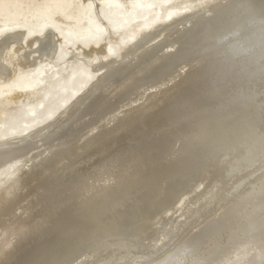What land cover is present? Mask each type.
<instances>
[{
	"label": "rangeland",
	"instance_id": "1",
	"mask_svg": "<svg viewBox=\"0 0 264 264\" xmlns=\"http://www.w3.org/2000/svg\"><path fill=\"white\" fill-rule=\"evenodd\" d=\"M116 1L125 5L134 0H0V38L10 33L25 34L20 44L10 43L4 57L6 74L0 77V142L36 134V130L45 129L58 121L60 125L62 120H67V123L74 116L80 104H83L79 102L75 108L76 103L85 93L74 101L73 93L88 91L89 82L97 74L93 66L116 58L122 47H130V40H120L121 32L115 28L118 26L116 18L107 23L101 15L100 10L104 5L110 7ZM161 1L158 0L153 8H144L143 12L137 10L138 14L133 11L136 20L132 22V29L136 33L148 35L153 32L152 24L148 21L153 14L157 15L155 21L160 17L164 19L165 15L179 19L188 7H201L213 0H168L165 4H159ZM151 2L154 3L155 0ZM87 12H91V21L96 24V28L74 35L73 30H81L90 23L85 19ZM45 23L49 26L39 29ZM170 25L165 27L166 30L171 29ZM29 28H33V32L30 33ZM98 31L101 33L97 34ZM42 32L43 35L40 36ZM50 32L56 41L55 51L51 56L41 58L36 54L37 42L34 40H42ZM106 32L111 33L107 47L104 46ZM30 45L32 49H29ZM19 46L21 48L18 49ZM102 49L103 56L99 58L97 52ZM89 50L97 51L90 54L89 60L69 65L66 63L71 55ZM258 56L233 61L236 65L230 60L231 64L227 63L230 70L220 74L219 78L223 76L220 80L218 77L211 78L210 75L206 77L207 74H202L201 78L200 75L197 76L203 81L201 84L200 80L196 83L198 87L194 83L198 78L192 74L191 69L185 73L186 76L180 72L173 79L174 82L165 85L166 87L161 86L156 91L145 86L141 89L142 93L132 95L128 101L109 113L106 119L103 118L106 121L111 114L113 116L120 111V118L114 120L116 122L108 120L110 122L106 123L101 119L102 122L99 120L97 125L85 126L75 143L73 140L65 153L53 158L54 160L48 158L37 161L43 150L40 147L35 148L34 153L29 150L27 154L30 157L21 156L23 160L18 166L19 172L15 170L11 175L18 181L13 196L8 198L7 195L13 187L12 183L0 189V264H156L172 257L180 246L187 243L195 232L196 225L204 218H196L197 212L200 211L201 215L205 213L209 220V208H203L220 192L224 184L226 187L222 191L231 187L236 173L228 172L224 178L223 173L228 168L225 160L233 159L236 147L231 146L235 144L234 140L243 144L242 150L252 145L257 148L256 153L250 157L251 162L249 159L245 160L243 162L246 164L242 162L240 167L247 165L248 161V165L255 163L264 153L258 150L264 138V112L256 119L253 115L260 102L263 103V96L260 95L263 91L262 79L247 75L250 73L248 70L262 64L260 62L264 57ZM258 60L259 63L256 64ZM84 71L90 74L86 75ZM190 78L196 81L191 82ZM180 83H183L182 87ZM26 84H33L34 88H26ZM149 93V100L141 99L142 95ZM252 93L256 100L245 107L244 115L239 121H226L225 117L212 121L216 118L215 114L228 112L240 101L249 99ZM104 94L99 93L97 96L102 98ZM234 95L236 97H232ZM82 101L86 103V99ZM56 125L58 126L57 123ZM93 126L99 127L96 128L97 131ZM55 128L49 131L57 133ZM88 130H91L90 133ZM145 131L155 136L160 135L162 143L159 140L149 141L151 135L150 138L147 137L149 142L142 145V148H131L128 152L121 149L129 146V143H122L126 141L125 138L130 143L136 138L138 141V135ZM207 131L210 136L205 139L201 135ZM34 134L29 139L30 147L37 141L38 136ZM122 136L125 137L120 138ZM191 140L193 141L190 142ZM190 143L192 148L188 146ZM135 145L138 143L131 146ZM109 152L112 153L103 162L102 157ZM262 160L264 162L263 156L256 164L259 165ZM137 181L148 185L150 194L153 195L152 206L149 204L152 209H146L150 214L146 216V211L141 212L142 204L139 207L138 216L141 212L142 217H138V227L141 226L134 236L129 235L133 232L131 229L126 231L127 236H122L125 238L118 239L117 235L99 238L107 229L103 222L112 221V217H106L104 213L99 216H103L102 223L97 224L95 233H91L92 224L81 225L83 220L93 216L95 210H100L106 200L115 196L113 194L129 193L131 189L127 187ZM140 190L138 189V195L142 194ZM122 196L120 198H128ZM161 199L163 201L160 204ZM155 202H158L157 206ZM77 222L78 225H75ZM71 227L76 228L71 230ZM131 236L135 239L132 240ZM118 243L125 248H116L120 247ZM123 257L124 260L121 259Z\"/></svg>",
	"mask_w": 264,
	"mask_h": 264
},
{
	"label": "bare ground",
	"instance_id": "2",
	"mask_svg": "<svg viewBox=\"0 0 264 264\" xmlns=\"http://www.w3.org/2000/svg\"><path fill=\"white\" fill-rule=\"evenodd\" d=\"M167 1L168 0H162L159 4H165ZM156 2H158V0H155L154 3H152L151 0L145 2L144 0H134L125 5H122L120 2L116 1L115 3L111 4L110 7L104 5V7L101 8V15L107 20V23H111L114 20L113 18H116V20L118 21V26H115V28H117L121 32L120 40H130V47H122L119 55L116 56V58L114 57L108 62L105 61L106 63L104 64L99 65L100 63H98L96 66H93V70L97 74L92 78V81L89 82L87 87L90 88L88 89V91H75L73 93V101L79 99L80 95H83V93L85 94L83 98H80L78 100L75 108H77V104H79V102L83 104H80L78 108L79 110L77 109L76 113L73 114V117L69 115V117L72 118L67 123V120L65 122H63L64 120H62L61 124L59 125L58 121L56 122L58 124L57 126L54 122L55 124L52 123V125L45 129L36 130V134L32 133L28 134L27 137L17 139L12 138L10 140L0 142V189L5 188V185H8L9 183H12L13 185L10 191L7 192L8 198H11L13 196V193L18 186L17 179L12 177L11 175L12 172L17 170L19 168L18 166L22 164L21 159L23 160V158H21V156L23 157V155H28L27 152H29V150H32L33 152L31 153H34L35 148L40 147L41 149L43 148V150L40 155H38L39 158H37V161L38 159L46 160L50 158L52 160L55 157H60V155L65 153V150L70 147V145L73 143V140L75 143V139L83 131V129L86 128L85 126L90 127L94 124L97 125L96 123L99 120L103 118L106 119L109 113H112V111L115 110L117 106L128 101V99L132 95L142 93L141 89L143 90L145 86H150L151 90L156 91V89L161 86H165L167 84L169 85V83L172 82L173 79H175V76L180 74V72L182 73V75L187 73L188 69H191L192 74L196 77L200 75L199 77L201 78L202 74H207L206 77L210 75L211 78L215 77L216 79V77L221 76L220 74H223L227 70H230L227 68V63H229L230 60L232 62H239V60H242L243 58L249 56L253 57L256 55L257 57V55H259L261 57L262 55L264 57V0H213L201 7L197 6L196 8H187V6H184L187 9L185 10L184 14L179 17V19H173V17L165 15L164 19L160 17L155 21L157 15L153 14L150 16L151 19H148V21L152 24L153 32L148 35H141L136 33L132 29V22L136 20L134 14L143 12L144 8H153L155 4H157ZM146 4H148L149 6H147ZM133 11H135V13ZM85 19H87L90 23L86 24V26L81 30H73L74 35H80L86 31L90 32L92 30L91 28H96V24L91 21V12H87ZM140 20L142 21V19ZM47 24L48 23L41 25L39 29L43 30L47 28V26H49ZM170 24H172L173 26ZM167 25H170L169 28L171 29L166 30L165 27ZM28 30L31 33L34 29L29 28ZM99 33H101V31L97 32V34ZM41 35H43V32L40 34V36ZM23 36H25V34L10 33L5 37L0 38V77L6 74L4 57L6 55L7 47L10 45V43L13 42L20 44ZM106 36L108 38H106ZM110 36L111 33L106 32L104 42L105 47L109 45ZM163 37L166 38L164 39ZM34 41L37 42L35 49L37 50L36 54L39 57H49L54 53L56 48V41L52 32L45 35L42 40H39L37 38ZM19 48H21V46H19L18 49ZM29 49H32L31 45L29 46ZM95 52L97 51L89 50L88 52L84 53H75L70 56L66 63L69 65L71 63H78L81 61L84 62L86 60H89L90 54ZM97 54L98 57L101 58L103 56V49L97 52ZM259 56L258 58H260ZM236 62H233L235 63L234 65H236ZM257 63H259V60L258 62H256V64ZM260 63L262 64H257L255 65L256 67L248 70V72H250V75L247 74L250 78H261L263 85V91H261L260 94L263 96V103L260 102V105L257 106L258 109L253 114L254 119L258 118L259 115H263L264 112V60ZM234 65H232V67ZM252 66H254V63ZM42 73L43 71L40 72V74ZM84 74L88 75L90 73H88V71H84ZM188 78L189 76L187 77V80ZM191 78L190 80L191 82H193L192 80L194 79ZM221 78H223V76ZM221 78H219V80ZM199 80V78L198 81L194 80L196 81L194 83L196 84L201 81ZM219 80L218 82H220ZM182 81L185 80L183 79ZM207 81L206 83H208ZM187 82H184V84ZM201 83H203V81H201L200 84ZM190 84L193 86L192 83ZM182 86L183 83L181 84V87ZM26 88H34V85L26 84ZM189 88L190 87H188V89ZM243 88L244 87H242V89ZM244 89H246V87ZM241 90L239 89V91ZM99 93H105V96L99 98L97 96ZM241 93L243 94L244 91ZM234 94L236 95L235 90ZM235 95L232 97L237 96ZM96 96L98 98L95 99ZM150 97L151 94L149 93L144 96L142 95L141 99L149 100ZM85 99L86 103L82 101ZM246 99L247 100L240 101L237 106H232L226 113L220 112V114H215L216 118H214L212 121L216 122L220 118L222 120L223 117H225L226 121H239L242 115H244L245 107H249L251 102L256 100V96L252 93L250 98ZM229 100H231V98ZM231 105L232 104H230V106ZM75 108L72 107L71 109L75 110ZM69 109L68 112L70 111ZM216 110L218 111L219 109ZM118 112L116 113L117 115ZM116 114L114 113L113 116H111V114L110 118H108L106 121L113 120L111 122H116L114 120L120 118V116H117ZM135 122H137V120ZM218 122L222 123V121L220 120ZM54 127H56L55 130H57V133H55L56 131L54 132V130L49 131ZM93 127L95 128V126ZM97 127L98 126H96V128ZM96 128L94 130H96ZM90 129H92V127ZM90 131L88 133H90ZM52 133L55 134L49 137L50 135H52ZM33 134L34 136L37 135L38 137L37 141H34V144H31V146H33L30 147L28 143L31 142L29 139L32 138L31 136ZM79 136H81V134ZM201 136L207 139L210 136V132H204ZM123 137L125 136H122L120 138ZM147 137L150 138L149 141L151 142L159 140V142L162 143V137H160V135L155 136L154 134H150L149 131H145L143 134L138 135V141L136 138L134 142L130 143L128 141V138H125L124 140L126 141H122V143H129V146H125L121 149L128 152L131 148H142V145L149 142L147 140ZM262 139V144H260L258 150L264 152V138ZM192 141L193 140H191L190 142ZM234 141L235 144L233 143L234 145L231 146L236 147V150L233 153V159L231 161L229 159L225 160V163H228V168L226 169L227 171L223 173V178L226 177V174L228 172L236 173L232 178L231 187H228L229 189H227L226 191H222V188L226 187V185L224 184V186L220 188V192H218L217 195L214 196V198L209 202V204L203 208H209L207 209V211H209V220H207V218L205 217V213L201 215L199 214L200 211L197 212L196 218H204L201 219L198 226L196 225L195 232L187 241V243L180 246L177 252L172 257H169L162 263L156 264H264V162L262 160L259 165L256 164L261 156L264 157V153L258 158V160L256 159L257 161L255 163H251L250 165H248L249 161L251 162L252 160L250 159V157L252 158L251 155L253 153H256L257 148H254V146L251 144V148L247 146V149L242 150L241 146L243 144L238 142L237 139H235ZM86 143L87 142H85V144ZM135 143H138V145L131 146ZM188 146H190L191 148L193 147L191 143ZM41 149L39 150L41 151ZM111 153L112 152H109L102 157L104 158L102 159L103 162L107 157L110 156ZM235 157L239 158L234 159ZM32 159L30 158V160ZM248 159L249 161L247 165H244V167H240L242 165L241 163ZM243 164H246V162H243ZM96 165L97 164H94V166ZM226 182L227 181H225V183ZM127 188H129V190L131 189L129 193L128 191H126L123 194H113L115 196H112L108 200H106L100 210H95L96 213L94 212L92 217L87 218L86 221L83 220L82 223L80 222L81 225L86 223L92 224L91 231L93 232L91 233H95L96 231L94 230H97V224L102 223L101 217L103 216H99L104 213L106 217H112V221H110L109 223L105 221L103 222V225L107 227V229L104 230L101 235H99V238L105 237L106 239V237L117 235L116 238L118 237V239H121L122 236H127L125 235L126 231H130L131 229H133V232H130L131 234L129 235L134 236V233L136 234V232L140 230L139 227L141 226L140 225L138 227V217L143 211L147 212L146 216L148 215L149 211H147L146 209L152 206L151 196L153 194H150L151 191L148 185H144L142 182L138 181L134 182ZM138 189L142 190L141 195H138ZM125 194L126 196H122ZM121 196L124 198L128 197L129 199L125 198V200L123 198H120ZM129 200H131V202ZM127 201H129L130 203L126 204ZM162 201L163 200L161 199V202L159 203L161 204ZM141 204L143 207L140 206ZM155 205L157 206L158 202H155ZM139 207H141L143 210H141L138 216ZM207 211L205 212L207 213ZM75 225H78V222ZM75 228L71 227V230H75ZM120 244L118 243V245ZM123 247L124 246L121 247L120 245V247L117 246L116 248H120L121 250V248ZM130 254L131 253H129V256ZM127 258L129 257L127 256ZM121 259L124 260V257Z\"/></svg>",
	"mask_w": 264,
	"mask_h": 264
}]
</instances>
